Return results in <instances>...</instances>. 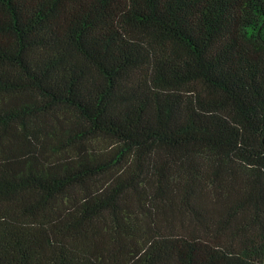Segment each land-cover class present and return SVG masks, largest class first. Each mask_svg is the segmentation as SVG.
Masks as SVG:
<instances>
[{
	"label": "trees",
	"instance_id": "obj_1",
	"mask_svg": "<svg viewBox=\"0 0 264 264\" xmlns=\"http://www.w3.org/2000/svg\"><path fill=\"white\" fill-rule=\"evenodd\" d=\"M0 264H264V0H0Z\"/></svg>",
	"mask_w": 264,
	"mask_h": 264
}]
</instances>
